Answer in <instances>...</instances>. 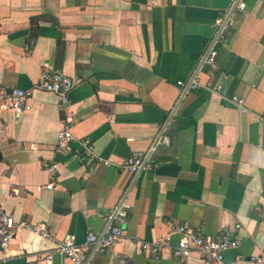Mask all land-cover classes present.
Listing matches in <instances>:
<instances>
[{"label":"crops","instance_id":"obj_1","mask_svg":"<svg viewBox=\"0 0 264 264\" xmlns=\"http://www.w3.org/2000/svg\"><path fill=\"white\" fill-rule=\"evenodd\" d=\"M233 1L0 0V96L31 88L44 62L79 80L66 112L41 91L19 115L0 109V205L17 222L44 223L53 238L21 228L0 249V264H71L54 243L101 233L120 201L128 217L118 257L89 247L88 264H203L194 251L179 259L165 249L153 260L141 250L171 224L236 237L228 263L264 264V0H247L246 13L233 16L217 71L198 69ZM193 77L194 90L176 84ZM66 115L70 150L56 148ZM159 137L166 142L151 171L123 169ZM85 140L111 165L87 162ZM49 182L51 190L36 191Z\"/></svg>","mask_w":264,"mask_h":264},{"label":"built area","instance_id":"obj_2","mask_svg":"<svg viewBox=\"0 0 264 264\" xmlns=\"http://www.w3.org/2000/svg\"><path fill=\"white\" fill-rule=\"evenodd\" d=\"M247 8V0H235L224 11L216 22V29L210 41L209 47L205 51L199 63V68L207 67L211 72L217 71V45L222 44L225 40L226 33L230 30L233 24V16L237 13L245 14ZM79 80L69 77L58 71L51 69L48 63H42L36 81L29 89H13L7 96H0V109H9L16 115H19L30 109L28 99L33 92L41 91L55 94L59 98V108L66 112L70 106V93L77 86ZM177 86L183 90H194L200 86L198 80L193 77L187 82L177 81ZM221 85L217 84L211 91L220 92ZM229 101L241 107L242 100L238 97H231ZM70 115L64 118L63 127L58 131L56 136V148L70 150V144L73 141V136L70 132L68 123H71ZM165 138H158L143 151H134L123 162L122 167L131 175L135 176L141 172L151 171L156 162L152 156L157 145L165 143ZM84 154L87 162L92 165H103L108 167L111 163L94 152L91 142L85 140L82 142ZM55 165H51L48 171L51 173L55 169ZM53 183L49 182L44 186H37L36 191L42 189L51 190ZM128 217V206L124 201H120L106 215V226L101 233L87 232L83 243L76 244L71 239L58 240L54 243L53 252L68 259L71 264H88L83 259V253L90 247L96 252L110 253L114 257L118 255L113 252V247L122 239L123 228L126 225ZM25 228L30 230L35 235L44 240H53L51 233L46 225L42 222L27 223L17 222L9 214H6L0 205V249L5 250L10 241L15 236V233ZM176 236V242L173 246L168 244L170 237ZM239 244L236 237L223 236L215 239L211 237H202L197 232L184 224L169 225V235L163 239H158L153 242L140 243L141 250L153 260H158L161 257L163 250H169V253L179 259L186 258L191 251H194L201 259L203 264H233L225 260L224 253L227 250L235 249ZM52 253H46L45 259L50 260ZM255 262H261V258H255Z\"/></svg>","mask_w":264,"mask_h":264}]
</instances>
